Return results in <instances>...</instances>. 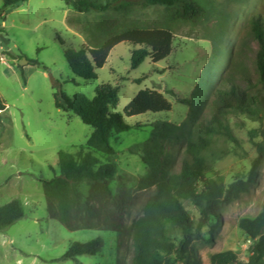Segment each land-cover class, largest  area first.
<instances>
[{"label":"rangeland","instance_id":"rangeland-1","mask_svg":"<svg viewBox=\"0 0 264 264\" xmlns=\"http://www.w3.org/2000/svg\"><path fill=\"white\" fill-rule=\"evenodd\" d=\"M197 1L206 10L197 21L175 19L177 10L134 6L122 21L129 26L170 28L175 35L172 55L156 65L147 58L132 69V46L122 43L113 49L96 80H84L72 69L66 50L93 44L94 37L89 31L94 30L103 14L78 13L62 0H29L7 13H0V99L7 107L0 111V207L13 200H20L24 205V217L0 231V264H130L132 261L134 249L127 231H70L48 215L40 179L59 176V153L76 154L82 147L86 148L94 132L78 115L56 108L57 85L71 98L82 94L90 99L101 85L119 86V104L111 111L123 116L125 108L145 89L159 90L173 105L168 113L124 116L131 130L112 134L110 138L118 164V177L111 186L134 195V202L126 211L127 228L155 192V188L137 191L140 179L149 172L142 162L143 149L139 145L148 141L155 131L165 135L164 124L174 126L167 137L159 139V144L162 156L168 160L166 171L178 172L194 126L210 120L215 93L230 88L232 82L249 88L260 103L256 114L232 117V127L242 149L220 161L217 170L227 182L236 174L250 171L256 149L248 132L264 130V87L255 65L258 46L252 37L251 21L263 16L264 0ZM2 6L3 0H0ZM3 37L9 40L6 45ZM9 52L22 59L12 58ZM211 60L214 62L210 71L212 83L208 94H204L198 86ZM34 62L48 69L35 66ZM246 76L251 78V84L245 81ZM181 99L189 103L183 104ZM85 151L103 163L109 159L92 150ZM182 202L197 225L198 210L190 201ZM263 208L264 158L249 192L236 202L222 205L219 217L212 218L202 229V238L191 246L190 261L211 264L212 255L224 252H233L248 261L252 242L239 229V222L242 218L257 217ZM95 239L103 241L102 254L80 255L76 260L64 258L76 243ZM169 239L178 245L182 231L171 228Z\"/></svg>","mask_w":264,"mask_h":264},{"label":"trees","instance_id":"trees-1","mask_svg":"<svg viewBox=\"0 0 264 264\" xmlns=\"http://www.w3.org/2000/svg\"><path fill=\"white\" fill-rule=\"evenodd\" d=\"M29 0H3L0 13H7ZM74 11L101 13L104 16L90 34L94 37L91 45L76 50H66L69 66L84 80L98 79V71L107 64L113 49L122 43L132 46L131 68L136 69L150 58L156 65L168 59L173 51L175 35L168 27H140L127 25L122 21L136 5L164 7L168 11L177 10L175 19L197 21L204 16L205 8L197 0H62ZM95 29L97 35L95 36ZM251 31L257 43L256 69L259 82L264 87V14L253 18ZM3 45L9 40L3 37ZM12 58H21L9 52ZM33 65L48 68L39 62ZM211 60L202 72L200 92L208 94L212 83ZM22 78L26 84L25 74ZM144 77L137 80L140 82ZM245 81L251 84V78ZM120 87L104 84L96 89L90 99L78 94L67 96L61 85L54 94L57 109L78 115L84 124L94 130L86 148L76 154L60 152L58 167L60 175L53 179H40L47 201L50 218L59 221L70 231L103 230L125 232L132 240L134 249L130 264H193L189 253L194 241L202 238L201 231L212 218L219 217L222 205L240 200L249 192L258 167L264 158V130L253 129L248 136L256 149L247 174H236L230 182L217 170L218 164L230 154H238L242 149L240 139L232 127V117L237 114L254 115L260 99L253 96L249 88L233 83L230 88L215 93L216 102L207 123L196 124L186 148V156L181 169L173 174L166 171L168 160L162 156L159 139L167 137L174 126L164 124L165 135L155 131L151 138L139 146L143 149L142 162L149 172L138 183L137 191L155 188L141 213L125 226L126 211L134 202V195L124 189L118 191L111 186L118 177V164L114 157L116 150L110 144L112 134L131 130L124 116L128 118L147 113H168L173 109L166 95L156 89L140 91L124 110V116L114 113L111 108L119 104ZM199 92V93H200ZM188 104L189 100L181 99ZM0 99V111L6 110ZM262 139L257 141V139ZM92 150L108 157L103 163ZM182 201H190L199 212L196 225L193 216ZM24 217V205L20 200L0 207V231H4ZM182 231L178 245L171 242V228ZM239 229L247 240L252 242L248 261L233 252L211 256V264H263L264 262V208L255 218H242ZM103 241L95 239L88 243H76L64 258L76 260L80 255H100ZM196 263V262H194ZM198 263V262H197Z\"/></svg>","mask_w":264,"mask_h":264},{"label":"water","instance_id":"water-1","mask_svg":"<svg viewBox=\"0 0 264 264\" xmlns=\"http://www.w3.org/2000/svg\"><path fill=\"white\" fill-rule=\"evenodd\" d=\"M26 61V60H25ZM27 62V61H26ZM21 65H23V62L21 63ZM231 264H234V263H231Z\"/></svg>","mask_w":264,"mask_h":264}]
</instances>
